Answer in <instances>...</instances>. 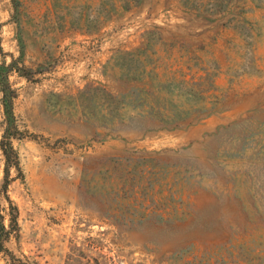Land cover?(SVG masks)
Segmentation results:
<instances>
[{
  "label": "rangeland",
  "instance_id": "rangeland-1",
  "mask_svg": "<svg viewBox=\"0 0 264 264\" xmlns=\"http://www.w3.org/2000/svg\"><path fill=\"white\" fill-rule=\"evenodd\" d=\"M3 63L0 264H264V0H0Z\"/></svg>",
  "mask_w": 264,
  "mask_h": 264
},
{
  "label": "trees",
  "instance_id": "trees-1",
  "mask_svg": "<svg viewBox=\"0 0 264 264\" xmlns=\"http://www.w3.org/2000/svg\"><path fill=\"white\" fill-rule=\"evenodd\" d=\"M15 72L14 65H6L5 63L0 64V91L3 94V105H4V111L5 115L7 117L8 122V128L5 133V139L11 140L12 137H9V132L11 128L15 127V114H14V100L16 99V90L13 88L11 82H10V75L11 73ZM13 136V135H12ZM2 143V149L4 151L5 156L7 157V169H6V181L3 184L2 188L0 189V255L9 253V249L7 248L6 244L8 243L10 239V230L6 226V215L4 214L3 209V201L11 202L8 194H7V188L9 185L8 178H9V170L12 167L11 162V154L14 153L12 143L10 141L9 144V150L3 145ZM11 152V153H10ZM18 168V164L15 165ZM16 210V209H14ZM17 223V217L14 212L11 215L10 218V225H15Z\"/></svg>",
  "mask_w": 264,
  "mask_h": 264
}]
</instances>
